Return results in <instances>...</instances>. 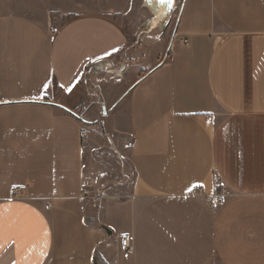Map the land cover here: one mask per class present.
<instances>
[{
    "label": "crops",
    "instance_id": "1",
    "mask_svg": "<svg viewBox=\"0 0 264 264\" xmlns=\"http://www.w3.org/2000/svg\"><path fill=\"white\" fill-rule=\"evenodd\" d=\"M157 1L0 0V264H264V0Z\"/></svg>",
    "mask_w": 264,
    "mask_h": 264
},
{
    "label": "built area",
    "instance_id": "2",
    "mask_svg": "<svg viewBox=\"0 0 264 264\" xmlns=\"http://www.w3.org/2000/svg\"><path fill=\"white\" fill-rule=\"evenodd\" d=\"M53 32L57 31V28H52ZM182 43H187V38H181ZM87 195L86 192L83 193ZM188 195L192 196H204V202L210 209H215L221 202V186L219 181L213 183V191L209 194L204 193L203 188L199 185L193 186L188 192ZM11 195L14 198H20L22 196V189L20 187H14L11 191ZM120 245L126 252L131 251L129 235H122L120 238Z\"/></svg>",
    "mask_w": 264,
    "mask_h": 264
},
{
    "label": "bare ground",
    "instance_id": "3",
    "mask_svg": "<svg viewBox=\"0 0 264 264\" xmlns=\"http://www.w3.org/2000/svg\"><path fill=\"white\" fill-rule=\"evenodd\" d=\"M156 6L158 7L157 15L162 16L164 12L166 11V4L165 3H160L159 0L156 3Z\"/></svg>",
    "mask_w": 264,
    "mask_h": 264
},
{
    "label": "snow or ice",
    "instance_id": "4",
    "mask_svg": "<svg viewBox=\"0 0 264 264\" xmlns=\"http://www.w3.org/2000/svg\"><path fill=\"white\" fill-rule=\"evenodd\" d=\"M160 3L170 4L172 0H159Z\"/></svg>",
    "mask_w": 264,
    "mask_h": 264
},
{
    "label": "rangeland",
    "instance_id": "5",
    "mask_svg": "<svg viewBox=\"0 0 264 264\" xmlns=\"http://www.w3.org/2000/svg\"><path fill=\"white\" fill-rule=\"evenodd\" d=\"M176 1H177V7H175V11H177L178 5L180 4L181 0H176ZM175 11H174V13H175ZM173 16H174V14H173Z\"/></svg>",
    "mask_w": 264,
    "mask_h": 264
}]
</instances>
